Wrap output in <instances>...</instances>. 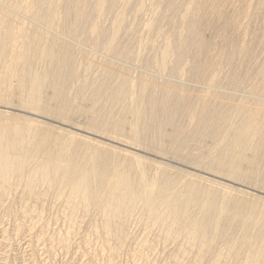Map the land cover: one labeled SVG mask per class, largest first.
I'll return each mask as SVG.
<instances>
[{"label":"bare ground","instance_id":"bare-ground-1","mask_svg":"<svg viewBox=\"0 0 264 264\" xmlns=\"http://www.w3.org/2000/svg\"><path fill=\"white\" fill-rule=\"evenodd\" d=\"M18 189L99 217L85 264L132 224L169 264H264V0H0V206Z\"/></svg>","mask_w":264,"mask_h":264},{"label":"rangeland","instance_id":"rangeland-1","mask_svg":"<svg viewBox=\"0 0 264 264\" xmlns=\"http://www.w3.org/2000/svg\"><path fill=\"white\" fill-rule=\"evenodd\" d=\"M8 111L12 112V110H8ZM15 113H18L20 115L29 116L33 119L38 120L39 122L41 121V122H45V123H52L49 120H46L44 118H40V117L34 116V115L25 114L24 112H15ZM58 126L69 129L67 126L65 127V126H62L60 124ZM72 131L77 132V133H82V132H79L77 130H72ZM88 137H90L91 139L97 140L99 142L110 143L112 146H119V145H116L115 143L107 142L106 140L101 139V138H97V137L89 136V135H88ZM128 150L131 153H137V154L144 156L143 158L158 160L159 162L169 164V165H173L175 167H179V168L186 170L188 172H191L194 174H200V172H196L193 169L182 167L180 165L174 164V162L173 161L171 162L170 161L171 159H169V158H167V159L166 158L165 159L164 158H157V157H153L151 155L145 154L143 152H138V151L130 150V149H128ZM210 178H213V177L210 176ZM213 179H217V178H213ZM221 182H224V181H221ZM226 183L228 185L237 187L236 185L230 184L229 182H226ZM42 189H45V188L43 187ZM17 191L19 193H17ZM17 191H16V193L13 192L14 194L12 193V196H10V199H8L9 202H11L10 201L11 199H15V198L17 199L16 201L18 203H16V205H19V206H17V208H15L16 205L11 206V207L15 206L13 208L15 211L9 213L8 208H10V207H8V206L10 203L8 202L7 199L5 202H8V203L3 202V204L4 203L5 204L2 205V207L0 206L2 208V209L0 208V264H46V263L47 264H73L72 262H74V264H75L76 262H79L82 259L81 256L85 255L83 253L86 252L87 249H89L90 247H92L93 249L98 247L97 243H99V242H98L97 238L95 240V238L92 236L93 235L92 229L90 226H88V223H91V221L95 220L96 218L97 219L99 218L96 216L95 213L94 214L92 213L93 215H89V217L91 216V218L86 216V218L82 219V217H84V216H82L83 214H81L82 212L80 211L81 213L78 212L77 215L80 214L81 216L80 215L76 216V219H77V217H81V218L80 219L78 218L77 220H74V221H79V222H81L80 220H83V221L81 223L73 222L71 224V223H69V221H65V218L67 220V215H66L67 212L65 211V208L62 205L63 204L62 202L60 203L61 204L60 205V204H57L58 201L53 202L50 200V203L52 204V202H53L56 206H54L52 204L49 207V205H50L49 200L46 201V202H48V205H47V203H45V206L47 207L48 211L47 212L45 211L42 214L41 210H40V204H37L36 201L33 202L32 201L33 199H32L26 203L24 202V204H23L25 206L27 204V207H29V209L31 208L30 204L32 207L34 206L37 209L36 210L34 208L35 210L34 209L32 211L29 210L30 211L28 213L29 217L27 215H24L25 218L28 217V219L26 218L29 221L28 222L27 220H25V218L22 219V217H24L23 216V207H25L22 205L23 202L21 201V194L20 193H22V192H20V191H22V190L18 189ZM252 193L254 194L253 196L259 195L260 198L264 199V194H260L257 192H252ZM30 201L33 202V205H32V202H30ZM60 201H63V200H60ZM57 205H58V208L59 207H61L62 209L64 208L63 211H65L66 214L64 212H62V215L64 217L66 216L65 218L63 216H60L61 212H59V211H61V208L57 209ZM53 206L55 208H52ZM6 208L8 210H6ZM12 210H10V211H12ZM18 211L20 213H18ZM33 211H35V213H33ZM40 213L42 215V218L39 217ZM49 216L51 219L49 218ZM87 217H88V220H90V221L87 224L86 223L83 224V222H87V220H86ZM84 220H86V221H84ZM132 225H133L132 226L133 229H132V227H130V229H129V231L131 230L132 233H130V235L128 237V240L126 242V246L119 252L120 257H118L113 262V264H144V263L147 264V262H148L147 259H149V261L153 262V263L158 262L157 264H164V262L167 263L168 260L170 259L169 260V263H170L171 258L168 257V260L166 259L167 260V262H166V260H165L166 257L164 258V256L166 254L164 255L163 253H165L164 251H168L169 253L171 251H173L172 245H171V247H167V249L165 248V246H170L168 244L162 245V246H164V248L161 245H157L159 247L154 246L157 249H155V248L149 249V248H147L148 247V245H147L146 249H148V250H146L141 245V241L145 237L148 240V243L155 241V239H156L155 237H157V239H158L160 229L157 226H155V227L152 226L151 228L146 230L144 225H141L142 228H139V227H141L140 225H139V227L134 226L135 224H132ZM17 227L18 228L22 227V228H20L18 230ZM19 231H21V232H19ZM68 232H73L72 237H70V235L67 234ZM67 239L69 241H71L72 245H70V247H67L63 243L60 242L62 240L67 241ZM85 240L86 241L89 240L90 242H92V244L91 245H89V243L85 244L84 243V242H86ZM129 240H130V242H129ZM94 241H97L94 243L95 245L93 244ZM128 244H129V248H126V247H128L127 246ZM71 246H72V248H71ZM160 246L162 247L163 251L161 250ZM168 248L169 249L172 248V250L171 249L169 250ZM154 249H155V251H154ZM164 249H166V250H164ZM149 250H150V252H152V251L153 252L150 253ZM76 251L79 254L76 253ZM72 255L73 256L75 255L73 257L74 259L72 258ZM79 255H80V257H79ZM169 255H171V253ZM145 256L147 258H145ZM71 259H73L72 262H71ZM83 259H84V256H83ZM83 259H82V261H83ZM101 259H102V257H101ZM145 259H146V262H145ZM162 259H163V262H162ZM103 260H104V258H103ZM82 261H80L79 263L85 264L84 262L82 263ZM84 261H85V259H84ZM150 262H149V264H150ZM185 262L186 261H184V263ZM169 263H167V264H169ZM187 263L189 264L188 261H187ZM101 264H106V263L102 262Z\"/></svg>","mask_w":264,"mask_h":264}]
</instances>
